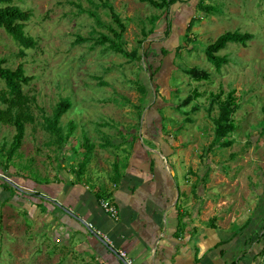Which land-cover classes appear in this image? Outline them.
Instances as JSON below:
<instances>
[{
	"label": "rangeland",
	"instance_id": "374dc122",
	"mask_svg": "<svg viewBox=\"0 0 264 264\" xmlns=\"http://www.w3.org/2000/svg\"><path fill=\"white\" fill-rule=\"evenodd\" d=\"M105 1L13 0L32 13L25 33L34 46L23 47L0 28V60L12 70L24 66L33 80L23 91L36 103L30 106L34 123L26 125L23 145L11 160L6 151L16 131L0 123L1 178L7 183L18 176L34 179L39 198L46 182L105 178L115 158L132 148L133 138L147 134L142 125L148 118L154 122L149 135L163 131L181 141L188 166L180 169L192 173L193 190L209 171L205 188L228 202L222 210L237 206L252 216L255 209L248 206L264 200V0H178L168 14L140 0H108L126 24L125 47L140 61L115 53L109 43L95 44L101 35L113 39L111 29L119 30ZM201 3L215 12L202 11ZM229 31L254 39L220 52L230 63L217 72L206 48ZM194 69L209 79H193L188 71ZM230 96L238 106L234 130L216 140L214 119ZM63 100L72 106L60 120L62 134H68L70 122L76 125L65 142L45 122ZM87 139L92 152L79 177ZM226 142L230 146L224 147ZM11 184L18 190L0 187V264H96L75 236L65 239L46 207L24 196L33 191ZM55 210L63 214L58 206Z\"/></svg>",
	"mask_w": 264,
	"mask_h": 264
},
{
	"label": "crops",
	"instance_id": "0c3cea01",
	"mask_svg": "<svg viewBox=\"0 0 264 264\" xmlns=\"http://www.w3.org/2000/svg\"><path fill=\"white\" fill-rule=\"evenodd\" d=\"M153 124L148 118L143 121L147 134L133 138L132 148L115 158L105 178L45 184L43 207L60 231L66 232L65 239L75 236L84 255L96 264L125 263L85 222L106 234L115 251L126 252L133 264H264V200L248 206L255 209L252 216L237 206L222 210L228 202L207 192L209 176L194 187L195 196L192 173L180 169L188 166V158L181 155V141H172L174 136L163 131L149 135ZM102 200L115 203L118 219L103 210ZM57 206L63 214L55 210Z\"/></svg>",
	"mask_w": 264,
	"mask_h": 264
},
{
	"label": "trees",
	"instance_id": "16d2710c",
	"mask_svg": "<svg viewBox=\"0 0 264 264\" xmlns=\"http://www.w3.org/2000/svg\"><path fill=\"white\" fill-rule=\"evenodd\" d=\"M142 3H147L153 6L156 9L163 10L166 14L169 13L171 8L178 3V0H140ZM0 4L3 6L0 7V28H2L15 42L22 45L23 47L29 49L34 46L33 38L29 37L25 33L26 24L30 21L32 13L29 11H24L19 6L15 5L13 0H0ZM105 8H108L115 20L116 25L119 30L111 29L113 32L114 38L111 39L106 35H101L95 42L96 45L105 46L109 43V48L115 53L120 54L126 58L134 59L140 61V55L136 51L130 54L127 48L124 45L123 35L126 31V24L123 22L122 18L115 12L113 6L108 2L104 3ZM199 7L202 11L207 13L215 12V9L211 6H205L202 3L199 4ZM93 16V14H92ZM100 23V21H97ZM194 26V22L191 21V24L188 28L190 31ZM167 31L166 33L170 34V31L173 27L172 21L167 22ZM187 31V32H188ZM254 39V35L250 33L242 32H226L221 35L214 43L208 45L206 48V57L209 63H211L217 72H220L222 68L230 63L228 56H219V53L227 48L231 43L239 44L246 46L248 42H251ZM83 41V40H82ZM87 41V40H84ZM23 53V52H22ZM165 55L166 52H163ZM5 60H0V79L4 81L6 91L0 93V103L4 104L5 109H0V123L5 125H11L15 128L16 134L13 137V141L10 145V148L7 149V159L11 160L14 155H16L20 148L23 145V141L26 135V125L28 123H34V117L31 112V103H36L35 98L31 99L27 96L23 89L24 86L30 84L33 80V77H28L23 65H20L16 70L5 67ZM188 74L195 80H208L209 74L203 72L200 73L198 70H190ZM192 98H189L186 104L191 101ZM71 102L69 100H63L57 106L56 110L53 113L52 118L45 117L47 129L53 133L58 139L62 142L68 140L76 130V125L73 122L68 124V134L64 136L60 128V120L62 116L71 109ZM238 110V106L235 104V100L232 96L228 98L226 102L220 105V112L216 119H214V136L216 140L226 139L229 134L234 130V121L233 115ZM87 147L84 160L80 163V170L78 171V176L81 177L82 171L89 162V156L92 152V146L90 141L87 139L85 142ZM214 143L212 147H214ZM230 146V142H226L224 147ZM212 149V148H211ZM209 149V151L211 150ZM115 174H118V167H115ZM209 172V171H208ZM208 172L203 178V182H206L208 178ZM0 174H3L0 170ZM28 177H14L13 180H10L11 183L16 184L19 187H24L29 190V192L34 191L36 188V183ZM11 183L5 182L0 177V187H4L8 191H17V187ZM49 182H46L48 184ZM41 185L40 182H38ZM45 187V186H44ZM19 194V193H18ZM39 193L30 194L25 193V197L29 198V201H36L38 205H42L45 202L46 198H39ZM195 196L198 197L197 189H194ZM211 226H214V223H211Z\"/></svg>",
	"mask_w": 264,
	"mask_h": 264
},
{
	"label": "built area",
	"instance_id": "2783aa9c",
	"mask_svg": "<svg viewBox=\"0 0 264 264\" xmlns=\"http://www.w3.org/2000/svg\"><path fill=\"white\" fill-rule=\"evenodd\" d=\"M101 207L113 219L119 218V211L117 209V206L111 200H102L101 201ZM85 225H86L87 229L89 231H91L96 237L105 241L111 249L115 250L114 246L112 245L111 240L109 239V237L106 234H104L100 230H97L91 223L85 222ZM116 253L124 261L125 264H133V259L129 258L128 255L126 254V252L121 251V250H117Z\"/></svg>",
	"mask_w": 264,
	"mask_h": 264
},
{
	"label": "water",
	"instance_id": "95a60500",
	"mask_svg": "<svg viewBox=\"0 0 264 264\" xmlns=\"http://www.w3.org/2000/svg\"><path fill=\"white\" fill-rule=\"evenodd\" d=\"M1 177V176H0ZM15 186V185H14ZM18 188V187H17ZM42 198H45L44 196H42ZM100 241H102V243L106 246L107 245V243L105 242V241H103L102 239H100ZM108 246V245H107ZM108 248H110V247H108ZM111 249V248H110ZM112 251H114L115 253H116V251L115 250H113V249H111Z\"/></svg>",
	"mask_w": 264,
	"mask_h": 264
},
{
	"label": "flooded vegetation",
	"instance_id": "af4514ba",
	"mask_svg": "<svg viewBox=\"0 0 264 264\" xmlns=\"http://www.w3.org/2000/svg\"><path fill=\"white\" fill-rule=\"evenodd\" d=\"M34 195H36V193H33Z\"/></svg>",
	"mask_w": 264,
	"mask_h": 264
}]
</instances>
